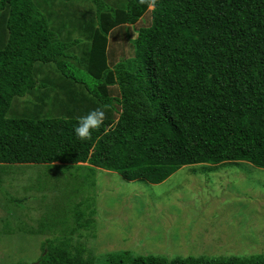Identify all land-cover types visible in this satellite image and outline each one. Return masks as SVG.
I'll return each mask as SVG.
<instances>
[{"label": "trees", "instance_id": "16d2710c", "mask_svg": "<svg viewBox=\"0 0 264 264\" xmlns=\"http://www.w3.org/2000/svg\"><path fill=\"white\" fill-rule=\"evenodd\" d=\"M54 1L0 0V172L42 164L43 182L51 171L73 169L69 187L76 195L96 185L97 170L156 184L189 164L264 168V0H58V9ZM75 1L93 2L94 13L71 23L65 36L53 20ZM146 16L150 23L132 37L130 27ZM116 37L129 39L133 54L122 41L112 42ZM51 65L68 87H52L45 69ZM47 86L37 92L46 113L28 106L31 100L17 108L18 97ZM97 107L105 110L103 123L80 140L78 118ZM31 197L7 195L17 204ZM91 201L71 204L67 216L46 222L47 231L61 233L42 241L32 264H264V252L168 258L121 250L99 261L75 237L91 225L82 208H93ZM43 225L40 219L31 231L46 232ZM5 227L12 231L9 222Z\"/></svg>", "mask_w": 264, "mask_h": 264}, {"label": "rangeland", "instance_id": "374dc122", "mask_svg": "<svg viewBox=\"0 0 264 264\" xmlns=\"http://www.w3.org/2000/svg\"><path fill=\"white\" fill-rule=\"evenodd\" d=\"M105 1L111 4V0ZM54 4L57 9L62 8V2L55 0ZM94 6L91 1L66 2L64 14L67 10L74 14L67 19L60 12L53 20L55 29L61 31L63 27L62 34L66 36L72 30L71 23L79 22L88 13L90 16L94 13ZM149 23L150 17L146 16L130 27L132 37L140 26ZM119 41L125 45L126 54H133L129 39L112 38V42ZM75 51L79 53L78 49ZM118 53L119 57L125 53L122 47ZM45 69L46 74L55 80L54 83L50 81L55 90L60 91V86L68 87V79L63 80L64 84L58 82L59 76L63 78V75L55 65ZM48 86L36 90L35 94L18 97L17 108L21 111L27 105L25 101L30 100L28 106L34 109L45 107L37 92L49 91ZM49 93L51 97L52 91ZM47 99L51 102V98ZM47 111L48 107H45L44 113ZM207 165H185L156 184L146 179L130 181L116 171L97 170L96 185L90 190L83 188L76 195L70 191V184L75 182L73 169L64 173L57 169L51 171L52 178L42 175L45 185L41 189L36 188L43 184L40 171L46 169L45 165H15L12 172H0V264H32L37 261L43 251L42 241L52 233H61L57 228L47 231L46 222H51L49 219L56 214L57 217L62 213L67 216L71 204L90 196L93 208L89 204L82 208L84 218L92 219L91 225L78 230L75 237H80L99 261L106 253L121 250L168 258L263 253L264 168L250 162L225 163L211 169ZM33 181L34 186L28 184ZM8 191L33 197L23 204L10 203ZM40 219L46 232H33V228L39 227ZM73 220L71 216L68 218L67 228L73 226ZM7 222L12 231L6 232Z\"/></svg>", "mask_w": 264, "mask_h": 264}, {"label": "clouds", "instance_id": "9594fccd", "mask_svg": "<svg viewBox=\"0 0 264 264\" xmlns=\"http://www.w3.org/2000/svg\"><path fill=\"white\" fill-rule=\"evenodd\" d=\"M105 119V110L97 107L89 110L86 114L78 118V123L74 128L75 135L80 140H85L91 137L92 130L101 126Z\"/></svg>", "mask_w": 264, "mask_h": 264}]
</instances>
